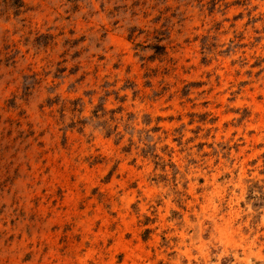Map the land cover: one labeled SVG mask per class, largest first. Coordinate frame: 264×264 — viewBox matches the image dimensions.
<instances>
[{
    "label": "rangeland",
    "instance_id": "1",
    "mask_svg": "<svg viewBox=\"0 0 264 264\" xmlns=\"http://www.w3.org/2000/svg\"><path fill=\"white\" fill-rule=\"evenodd\" d=\"M0 264H264V0H0Z\"/></svg>",
    "mask_w": 264,
    "mask_h": 264
},
{
    "label": "bare ground",
    "instance_id": "2",
    "mask_svg": "<svg viewBox=\"0 0 264 264\" xmlns=\"http://www.w3.org/2000/svg\"><path fill=\"white\" fill-rule=\"evenodd\" d=\"M228 61V60H227ZM223 77V76H222ZM228 77H230V76H228ZM256 92V91H255ZM249 95V94H248ZM254 96V95H253ZM260 109H262V108H260ZM231 116V115H230ZM169 127V126H168ZM243 171H244V169H243Z\"/></svg>",
    "mask_w": 264,
    "mask_h": 264
}]
</instances>
